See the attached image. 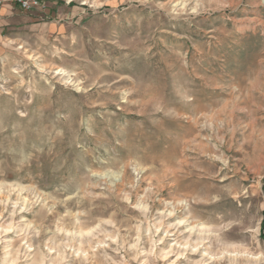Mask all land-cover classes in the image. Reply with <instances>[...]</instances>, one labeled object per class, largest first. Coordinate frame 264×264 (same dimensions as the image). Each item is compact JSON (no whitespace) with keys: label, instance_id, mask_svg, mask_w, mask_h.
<instances>
[{"label":"rangeland","instance_id":"rangeland-1","mask_svg":"<svg viewBox=\"0 0 264 264\" xmlns=\"http://www.w3.org/2000/svg\"><path fill=\"white\" fill-rule=\"evenodd\" d=\"M112 4L101 16L32 38L27 50H0V149L22 129L74 122L51 163L0 176V264L7 244L24 254L17 264H258L252 257L260 255L253 248L264 249V171L240 163V132L229 149L211 110L225 94L202 87L200 104L167 116L116 101L128 84L118 77L132 75L145 88L159 79L165 103L175 105L166 87L169 48L184 52L197 75L228 81L258 42L251 21L264 18V4L244 0L240 10L197 16L191 25L135 0ZM14 9L16 23L4 34L28 39L20 29L44 17ZM224 25L233 34L219 46L222 34L211 38V30ZM137 34L152 46L150 59L125 61L113 44L95 41L91 58L71 54L90 35L125 43ZM197 48L206 50L203 59ZM102 52L111 56L108 65ZM223 135L224 144L216 139Z\"/></svg>","mask_w":264,"mask_h":264},{"label":"clouds","instance_id":"clouds-1","mask_svg":"<svg viewBox=\"0 0 264 264\" xmlns=\"http://www.w3.org/2000/svg\"><path fill=\"white\" fill-rule=\"evenodd\" d=\"M259 2L264 4V0H259ZM20 3L26 13L32 12L33 15L44 18L26 22L24 28L20 29L26 34H31L28 39L5 35V29H13L17 12L14 9L13 0H0V46H3L0 50L13 53H18L21 49L27 50L26 45L32 38L37 40L41 36L63 30L65 26L62 22L71 25L75 19V23L79 24L89 15H103L101 9L109 8L105 5L111 4V8H116L112 0H64L63 6H60L53 16L49 9L58 7L59 0H52L51 4L47 3V0H31V3L28 0H20ZM135 3L150 5L155 12L162 13L170 20L183 21L189 25L197 16L211 12L230 14L244 6V0H176L175 3L172 0H164V3H161V0H135ZM68 5H73V7L67 9ZM251 23L254 28L258 26V42L255 47L245 51L239 60L238 70L228 81L216 82L214 79L197 75L196 69L189 64L188 59H184V52L180 51L177 55L175 48H169L167 68L171 71L172 78L166 87L167 94L174 98L175 105L168 106L165 103V96L161 95L162 84L159 79L150 78L149 87L145 88L138 84L132 75L118 77L119 80H127L128 84L122 96L116 101L117 104H135L141 112L149 116L157 112L167 116L176 107L195 108L200 104L199 92L202 87L219 89L225 94V98L219 107H213L211 110H215L217 122L225 130L224 134L228 136L229 149L233 147V137L240 132L243 138L235 146V150L242 154L240 163L247 165L249 169L259 168L264 171V18L251 21ZM211 31L213 33L211 38H215L217 32L222 34L221 38L216 39L219 46L224 45V38L231 37L233 34L226 25ZM93 41L101 47L105 42L113 44L115 49L122 51V59L125 61L137 57L150 59L149 53H152V46L140 39L137 34L125 43L106 41L100 35H90L89 39L86 42L82 40L76 51L71 54L91 58ZM197 52L201 53L202 59L207 54L206 50L201 48H197ZM101 54L104 57L102 63L108 65L111 61L109 52ZM83 91L87 92L88 89L84 88ZM220 108H223L222 112ZM208 112L207 107L201 111L205 114ZM73 123L67 120L51 128H26L14 133L7 148L0 149V176H5L18 169L23 171L33 168L41 169L46 162L51 163L57 158L59 149L63 147L67 136L72 133ZM4 131L5 128L0 126V132ZM216 139L223 144L226 143L224 135ZM76 147L79 148L80 145L77 144ZM145 163L149 162L145 161ZM223 164L228 167L227 158L223 160ZM24 247L27 248V245ZM253 251L259 252L260 255L252 257V260L257 261L258 264H264V249L253 248ZM2 252L4 264H17L18 255H24L19 253L18 248L12 244H7Z\"/></svg>","mask_w":264,"mask_h":264},{"label":"built area","instance_id":"built-area-1","mask_svg":"<svg viewBox=\"0 0 264 264\" xmlns=\"http://www.w3.org/2000/svg\"><path fill=\"white\" fill-rule=\"evenodd\" d=\"M15 4H17L21 9L24 10V7L21 5L20 0H13ZM29 3H31V0H28Z\"/></svg>","mask_w":264,"mask_h":264},{"label":"bare ground","instance_id":"bare-ground-1","mask_svg":"<svg viewBox=\"0 0 264 264\" xmlns=\"http://www.w3.org/2000/svg\"><path fill=\"white\" fill-rule=\"evenodd\" d=\"M200 246V245H199ZM198 248V247H197ZM200 249V248H199ZM189 250V249H188ZM191 251V250H190ZM194 251V250H193ZM181 259L180 257H177L176 260ZM172 264V263H171Z\"/></svg>","mask_w":264,"mask_h":264}]
</instances>
